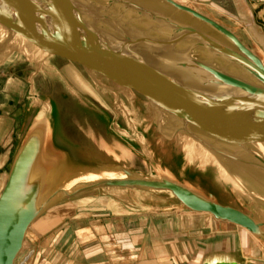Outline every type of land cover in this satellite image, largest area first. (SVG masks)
I'll return each mask as SVG.
<instances>
[{
  "label": "water",
  "instance_id": "obj_1",
  "mask_svg": "<svg viewBox=\"0 0 264 264\" xmlns=\"http://www.w3.org/2000/svg\"><path fill=\"white\" fill-rule=\"evenodd\" d=\"M88 1L0 0V24L13 33L22 34L47 49L56 51L76 64L85 68L92 66L104 75L126 83L160 111L183 113V119L187 123L194 118L201 120V114L204 113L214 115V127L208 130V136H218L222 141L234 144H245L244 133H241L244 136H234L215 130L223 128L222 124L225 123L236 129H239V124L242 123L264 134V67L228 29L197 12L172 3L171 0H165L211 26L238 52L223 47L193 29L177 27L179 32L196 36L198 41L202 42L196 46L212 51L214 59L219 58L228 65L238 66L243 73L257 81L251 84L212 65L189 59L183 67L193 70L207 85L217 87L214 91H199L174 80L168 69L155 58L153 62H146L125 52L117 42L115 34H121L123 38L140 47L148 48L152 43L146 42L134 32H126L120 28L115 31L91 9ZM260 22L264 25V21ZM187 126L188 124L184 125L180 131L201 139V136L194 135ZM186 127L188 129H185ZM44 145L42 127L31 126L13 159L7 181L0 193V264L16 263L30 226L56 201L71 199L101 188L171 192L184 208L195 213L210 214L216 220L243 228L264 245V220L256 221L250 214L249 205L242 202L247 213L222 205L216 202L212 195L204 196L162 174L155 179L143 177L117 165L98 166L81 172L77 177L103 172L122 173L125 177L81 182L69 189L60 187L45 197L50 176L54 175L51 172L57 168L60 154L57 156L45 152ZM218 153L240 161L238 156L231 155V152ZM251 155L263 166H257L253 159L252 163H243L259 168L264 173L262 159L253 152ZM260 203L264 207V201ZM174 210L177 208L159 212L168 213Z\"/></svg>",
  "mask_w": 264,
  "mask_h": 264
},
{
  "label": "rangeland",
  "instance_id": "obj_2",
  "mask_svg": "<svg viewBox=\"0 0 264 264\" xmlns=\"http://www.w3.org/2000/svg\"><path fill=\"white\" fill-rule=\"evenodd\" d=\"M177 1L195 8L234 32L243 45L253 50L257 56V50L260 47L264 53L263 30L260 26H257L255 18L253 21V16L243 9L241 0H236L239 17L232 0ZM251 29L256 32L250 31ZM32 46L37 47L40 51V58L36 64L28 62L25 59L26 57L15 48L0 64V109L6 111L11 109L12 106L13 109L17 108L20 123L25 125V130L28 132L39 113L36 108L37 103L42 100H49L52 108L51 124L54 138L59 146L67 148V152L64 154L58 151L60 154L57 162L58 166L51 172L54 175L50 176L45 197L57 188L66 187L68 182L77 178L81 172L98 166L117 165L143 177L156 179L160 177V169L162 168L170 171L178 180H186L197 184L208 195H212L216 202L246 212L242 206V202H246L242 198L232 192L228 186L223 185L225 183L221 182L222 186L219 187L217 182L219 180L223 181V179L222 175L215 171L217 169H213V173L210 170H200L194 164L188 163L182 153L176 152L172 148L166 149L160 142H157L159 141V135L150 122L151 117L155 115L154 113L159 111L149 114V109H146L141 99H138L135 105L130 106L122 97V105H126V108L131 110L129 120L124 119L123 108L119 105L121 103L120 98L113 97L110 91L102 88L101 83L92 73V71L98 70L92 66L85 68L83 65L76 64L69 58L61 56L56 51L49 50L37 42ZM112 79L118 80L116 78ZM91 92L92 96H87ZM77 94H83L81 96L82 103L75 99ZM164 113L168 116V112L165 111ZM160 117L164 118L163 115ZM132 120H135V122ZM101 130L105 133L103 134ZM168 144L166 141V146ZM111 153L118 156L114 158ZM136 161H138V164H136ZM128 163H131V165ZM73 173L76 174L72 175ZM173 208L186 209L180 205L177 199L172 198V195L165 192L118 188L95 189L71 199L58 200L29 228L23 250L16 263L82 264L78 255L80 248L84 245L86 259L82 262L83 264H92L93 261H98L99 258L106 259L104 252L96 254V256L92 255L94 253L93 247L98 244V239H85L94 235L91 232L84 236L80 233L78 234L80 240L78 244L74 236V231H78L84 226L88 227L89 222L93 219L96 220L90 214L105 209L116 212L125 211L129 215H157L158 213L164 214L159 212L161 210ZM78 215L80 219L77 220L75 217ZM119 215L126 216L124 212H120ZM206 217L214 218L209 214ZM70 221L73 223L70 234L63 237L62 240L61 238H54L57 233L63 232V228L67 227L66 223ZM206 224L208 226L209 222H206ZM228 225L232 229L230 233H234L233 229L235 227L231 224ZM246 233L259 242L260 246L263 245L253 235ZM106 242L105 240V245L108 243ZM209 244H215V240L202 239L194 244L192 240H188L186 236L181 235L179 263L197 264L198 257L192 255L195 248L203 249L206 248L205 245ZM75 248L78 250V254ZM64 251L69 253L72 251L73 254L69 258L68 256L63 257L61 255L64 254ZM169 252H171L170 248ZM128 253L129 256L122 255V257L118 255L116 259H125L126 257L130 260L129 262L126 261L125 264H139L138 252L132 250ZM190 256H192V260H190ZM262 258L264 259V254ZM253 262L264 263L261 260ZM152 263L148 260V264ZM244 263L249 264L252 261L245 259Z\"/></svg>",
  "mask_w": 264,
  "mask_h": 264
},
{
  "label": "bare ground",
  "instance_id": "obj_3",
  "mask_svg": "<svg viewBox=\"0 0 264 264\" xmlns=\"http://www.w3.org/2000/svg\"><path fill=\"white\" fill-rule=\"evenodd\" d=\"M171 1L172 3H175L178 6L197 12L205 18L214 21L213 19L199 12L195 8L189 7L186 4H182L177 0ZM88 4L99 17L106 20L105 24L114 28L115 31L116 29L120 28L122 30H126V32H134L137 33L138 36H141V38H144L146 42L152 43V46L148 48L144 46L140 47L136 44H132L131 41L123 38L121 34H115L117 42L121 44V47L125 52L131 54L132 56H138L146 62H153V60L156 59L166 69H168L169 74L174 80L185 86H189L199 91H214L217 88L216 86L207 85V83L204 82L201 78H199L196 73L193 72V70H189L183 67V64L187 63L189 59L212 65L220 70L225 71L231 76L246 80L251 84L257 83V81L251 76L243 73L238 66L228 65L225 61L219 58L214 59L212 56V51L206 50L201 46H196L202 43L201 41H198L196 36L184 35L183 33L179 32L177 30V27L193 29L194 31L200 34H204L211 40L221 44L223 47L231 49L236 53L238 52L236 48L224 36L215 31L211 26L194 18L186 11L177 9L173 4L168 3L165 0H89ZM229 31L236 37L234 32H232L231 30ZM35 43L36 42L31 40L30 38L22 34L13 33L0 24V64H2V62L11 54V50L14 48L17 49L20 54L24 55L26 57L25 59L28 62H34L36 64L37 60L40 58V51L37 49V47L32 46V44ZM246 48L249 49L248 47ZM249 50L259 59V57L253 52V50ZM261 58L262 59H259V61L264 67L263 54H261ZM37 68L40 69L39 67ZM92 73L96 76L99 83H101L100 85L102 86V88H106L108 91H110L113 97H119L120 102L123 97L130 106H133L135 105L138 99H141L144 102L146 109H149V114H152L151 112L159 111L157 113H154L155 115L151 117L150 122L154 130L157 131L159 135V141L157 142H160V144L163 145L166 149L172 148L176 150V152L182 153L188 163L190 162L191 164H194L200 170H210L213 173V169H217L215 171H217L218 174L222 175L223 179V181L219 180L217 182L219 187L222 186V183H225L223 185L228 186L232 192L237 194L246 203L248 202L247 205H249L250 207V214L256 221L262 222L264 220V207L260 203V201H264V173L259 168L251 167L243 163V161L247 163H252V152L258 155L264 162V134L260 133L249 125H245L242 123L239 124V129H236L232 125L225 123L222 124L224 125L222 126L223 128L215 130H219L224 134L231 133V135L234 136H244L241 134L244 133L246 143L234 144L222 141L221 139L217 138L218 136H208L210 133L208 132V130H211L210 128L214 127L212 125L215 120L214 115H211L210 113H204L201 114V120L194 118L192 121L187 123L183 119V113L167 111V116L166 113L160 111L154 105H151L149 101H147L142 95H140L135 89H133L126 83L120 82L119 80H113L111 77H108L99 71H92ZM82 95L83 94H77V96L75 97V99L78 100L79 103H82ZM87 96H92V92L88 93ZM42 101L38 102L36 105V108L39 110V113L35 117L31 126L32 128L42 127L44 135L45 152L52 153L54 155H59L58 151L53 146L52 140L53 127L51 124V104L49 100ZM119 105L123 108L124 111L123 118L129 120L131 110L126 108V105H122V102ZM161 115H163L164 118L160 117ZM185 116L187 115L185 114ZM132 121L135 122V120ZM186 124H188L187 127L189 128V130L193 132L194 135L197 134L201 136V139L196 138L192 134L181 132L180 129H183V126ZM187 127L185 129H188ZM101 132L103 131L101 130ZM104 133L105 132H103V134ZM166 141L169 143L167 146ZM210 143L212 145H210ZM246 148H248L250 152ZM221 151L231 152V155H234L235 157L238 156L240 161L233 160L218 153ZM111 155L114 158L118 156L115 153H111ZM253 161L255 160L253 159ZM136 162V164H138V161ZM254 163L257 166H263V164L258 161H255ZM128 164L131 165V163ZM160 171L163 176L173 181H177L180 184L186 186L187 188L195 190L204 196H208L207 192L197 184H193L186 180H178L168 170L161 168ZM124 177L125 176L122 173L114 172L82 175L80 177L74 178L73 180H70L66 186V189H69L77 183L81 182H96L104 179L117 178L122 179ZM161 192H165L169 195H172V198H175L171 192ZM180 205L183 206L181 203ZM173 212L174 211H170L169 213ZM225 223L227 226L228 224H231L233 227L236 226L229 222ZM262 246L264 249V245ZM16 261H18V258Z\"/></svg>",
  "mask_w": 264,
  "mask_h": 264
},
{
  "label": "crops",
  "instance_id": "obj_4",
  "mask_svg": "<svg viewBox=\"0 0 264 264\" xmlns=\"http://www.w3.org/2000/svg\"><path fill=\"white\" fill-rule=\"evenodd\" d=\"M241 1L243 9L253 16V21L255 18L257 26H261L264 30V25L260 22L261 20L264 21V0ZM232 2L239 17L236 0H232ZM250 31L255 30L251 29ZM257 47L259 48L258 45ZM257 53L261 60V54H264L261 47L257 50ZM2 106L4 107L3 104ZM13 108L12 106L11 109L6 111L0 109V193L7 181L13 159L27 133L25 125L20 123L17 108ZM52 140L57 151L64 154L67 152V148L57 144L54 133ZM104 210L92 213L95 215L90 214L96 220L93 219L89 222L88 227L84 226L80 230L74 231L77 243L80 241L78 235L80 233L84 236L91 232L94 235L85 239H98V244L93 247L94 253L92 255L96 256V254L104 252L106 259L99 258L98 261H93L92 264H125L126 261L129 262V258L116 259V257L118 255L129 256L128 252L132 250L138 252L139 264H148V260L153 262L152 264H180L179 244L181 235L186 236L188 240H192L194 244L202 239L215 240V244L205 245L206 248H195L192 255L198 257L197 264H245V259L252 261L249 264H261L253 261H264L262 258L264 254L263 246H260V243L254 238H251L246 233L247 231L235 226L234 233H230L232 229L229 225L227 226L224 221L206 217L207 214L195 213L188 209H177L173 213H158L157 215H129L125 211ZM120 212H124L126 216H120ZM75 218L80 219L79 215ZM206 222H209L208 226ZM72 224L71 221L67 222V227L63 228V232L60 231L54 238H61L62 240L63 237H67L70 234ZM199 231L201 232L199 233ZM197 233L199 234L197 235ZM105 240L108 242H106V245L104 244ZM83 246L80 248L78 255L82 264L86 259ZM169 248L171 252H169ZM72 254V251L70 253L64 251L61 256H68L69 258ZM191 258L192 256H190V260H192Z\"/></svg>",
  "mask_w": 264,
  "mask_h": 264
}]
</instances>
